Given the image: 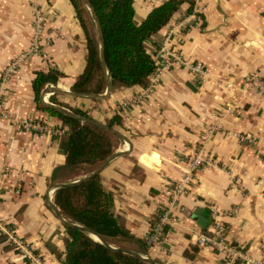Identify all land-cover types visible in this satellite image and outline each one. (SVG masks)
<instances>
[{
  "label": "crops",
  "instance_id": "crops-1",
  "mask_svg": "<svg viewBox=\"0 0 264 264\" xmlns=\"http://www.w3.org/2000/svg\"><path fill=\"white\" fill-rule=\"evenodd\" d=\"M162 1L133 0L136 20ZM35 10L44 26L33 48ZM146 47L161 69L145 88L41 98L49 87L72 91L84 69L86 39L75 8L70 0H0V81L18 62L1 101L7 117L0 118V264H62L55 252L63 254L66 229L50 203L54 185L76 180L80 171L65 164L61 121L35 105L36 72L49 69L61 76L40 91L44 104L68 112L78 106L103 124L121 110L118 132L129 143L120 137L119 156L100 176L114 212L136 237H146L195 156L207 160L175 206L176 221L149 248L158 264H223L222 249L196 242L215 220L249 259L237 264H264V91L247 84L250 75H264V0H193L192 6L185 0ZM191 63L201 64L203 79Z\"/></svg>",
  "mask_w": 264,
  "mask_h": 264
},
{
  "label": "trees",
  "instance_id": "trees-1",
  "mask_svg": "<svg viewBox=\"0 0 264 264\" xmlns=\"http://www.w3.org/2000/svg\"><path fill=\"white\" fill-rule=\"evenodd\" d=\"M185 0H163L153 6L145 18L137 21L133 0H89L103 34L104 62L112 87L150 85L157 70L154 55L148 51L146 40L162 29ZM192 6L193 0H188ZM86 39L85 66L75 78L71 90L78 93L102 94L106 88L104 71L100 62L99 41L94 21L82 0H70ZM192 8V7H191ZM191 10V9H189ZM61 73L49 69L37 71L32 84L36 107L57 117L64 128L59 147L65 155L67 168H85L91 173L111 156L118 147L120 137L109 130L74 116L62 113L44 104L40 91L48 83H56ZM50 101L58 103L55 97ZM59 105H63L58 103ZM71 114L91 118L78 106L67 107ZM106 125L123 131L120 109H116ZM53 200L60 214L68 221L84 226L99 234L114 250L94 239L75 226L64 225L66 239L61 255L55 252L62 264H149L146 260L124 251L149 255L150 244L146 237L131 234L113 210L112 193L104 187L100 172L90 178L65 187L56 188ZM152 217V225L157 221Z\"/></svg>",
  "mask_w": 264,
  "mask_h": 264
},
{
  "label": "built area",
  "instance_id": "built-area-1",
  "mask_svg": "<svg viewBox=\"0 0 264 264\" xmlns=\"http://www.w3.org/2000/svg\"><path fill=\"white\" fill-rule=\"evenodd\" d=\"M34 14H35L34 15L35 42L33 48H36L37 47L36 39L39 38V34L43 30L44 21H43V16L39 10H35ZM170 55L173 58L178 59V57H176V55H174L171 52ZM23 56L25 55L22 54L21 57ZM17 63H18L17 60L13 61L4 69L3 76L0 81V118L7 117L6 112L1 107V101L5 91V83L7 77L10 75L11 71L15 67V64ZM162 68H165V65H162ZM189 68L192 72L198 74L201 77L200 79H203V77L206 75V72L202 68L200 63H193V64L191 63L189 64ZM160 69L161 67L157 68V70L153 75V78L157 77V75L160 72ZM247 84L249 87L257 91H264V75H259L257 73L250 75ZM126 104L127 103H123L122 107L125 106ZM202 164H207V160L201 159L199 157V154H197L195 158L191 161L189 168L184 173L183 177L179 181L173 184V187L169 195L167 207L162 209L158 213L157 221L150 227L148 233L146 234L147 242L150 245H154L158 243L162 238H164L165 234L167 233V230L169 229V226L176 221L177 217L173 210L175 206L179 203L182 193L185 191V189L188 187L189 183L191 182L194 170H196ZM196 242L199 246H210L213 248L222 249L225 252V258L223 264H237L238 258H242L243 260L248 259L245 255H242V253H239L237 247H235L232 243H230V241L227 240V238L225 237L224 227L222 223H220L218 220H215L212 223L210 230L207 232V234H199L197 236Z\"/></svg>",
  "mask_w": 264,
  "mask_h": 264
},
{
  "label": "water",
  "instance_id": "water-1",
  "mask_svg": "<svg viewBox=\"0 0 264 264\" xmlns=\"http://www.w3.org/2000/svg\"><path fill=\"white\" fill-rule=\"evenodd\" d=\"M82 2L86 6V8L88 9V11H89V13H90V15H91V17H92V19L94 21L95 27H96L97 37H98V41H99L100 62H101V67H102V69L104 71L105 81H106L105 91H104V93L102 95H100V94H95V93H78V92H74V91L66 92V91L58 90V89H56L54 87H49V88L43 89V91L41 93L42 94L41 95V98H42L43 95H45L48 92H51V93H54V92L55 93L56 92L57 93H66V94H70V95H74V96H89V97H98V98L106 97L111 92L112 83H111V80H110V77H109V73L106 70L105 62H104V44H103V34H102L101 26L99 24V20L97 18V15H96V13H95L92 5L90 4L89 0H82ZM46 105H48L50 107H53L54 109H56L59 112L68 114L70 116H74L75 118H78V119H80L82 121L90 122L92 124H95V125H98V126H100L102 128H105V129L109 130L110 132L118 135L124 141H126V142L129 143V140H128L127 137H125L123 134L119 133L115 129L108 127L106 124L100 123L98 121H95L93 119L86 118V117H83V116L73 115L70 112H68V111H66V110H64V109L60 108L59 106H57L55 104H52V103H46ZM119 154L120 153H113L111 156H109L107 159H105L102 163H100V165L95 170H93L91 173H89L87 175H84L83 177L77 178L76 180L71 181V182L57 183V184L54 185V188H60V187L70 186V185H73V184L82 182V181L90 178L91 176H93V175L97 174L98 172H100L112 159H114L115 157L119 156ZM50 206L54 209L57 217L65 225L75 226L78 229H80V230H82L84 232L89 233L90 235H94L95 237H97L96 240L102 242L108 248H111V249H114V250H120V249H117L116 247H113L109 243H107L99 234L95 233L94 231L90 230L89 228H86V227L81 226V225H77L75 223H72V222L66 220L60 214V212L56 209V207H55V205L53 203H50ZM199 224H201L203 226L206 225V224L201 223V222ZM124 252L129 253V254H132V255L137 256L139 258H142V259L146 260L149 264H156L149 256L143 255V254L138 253V252H133V251H124Z\"/></svg>",
  "mask_w": 264,
  "mask_h": 264
},
{
  "label": "rangeland",
  "instance_id": "rangeland-1",
  "mask_svg": "<svg viewBox=\"0 0 264 264\" xmlns=\"http://www.w3.org/2000/svg\"><path fill=\"white\" fill-rule=\"evenodd\" d=\"M95 29H96V27H95ZM95 170V169H94ZM77 171H80V176H79V178L80 177H83L84 175H87V174H89V173H85V168H78V169H76V172Z\"/></svg>",
  "mask_w": 264,
  "mask_h": 264
},
{
  "label": "bare ground",
  "instance_id": "bare-ground-1",
  "mask_svg": "<svg viewBox=\"0 0 264 264\" xmlns=\"http://www.w3.org/2000/svg\"><path fill=\"white\" fill-rule=\"evenodd\" d=\"M94 239H96L93 235H91Z\"/></svg>",
  "mask_w": 264,
  "mask_h": 264
}]
</instances>
